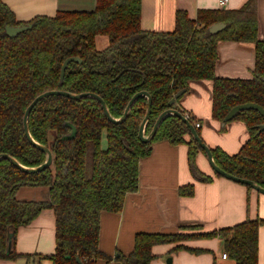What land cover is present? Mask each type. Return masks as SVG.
Returning a JSON list of instances; mask_svg holds the SVG:
<instances>
[{
  "label": "trees",
  "instance_id": "obj_1",
  "mask_svg": "<svg viewBox=\"0 0 264 264\" xmlns=\"http://www.w3.org/2000/svg\"><path fill=\"white\" fill-rule=\"evenodd\" d=\"M140 13L141 0H97L93 10H58L53 16L39 15L21 22L0 0V153H8L26 166L44 162L45 153L25 136L23 115L37 95L49 90L96 93L113 117H120L130 98L145 90L151 96L145 134L182 89L185 92L171 107L186 114L179 100L196 80L212 82V117L221 123L239 104L253 102L264 109V40L258 37L257 0H246L237 9L199 10L195 18L178 10L172 31L142 29ZM218 23L225 27L209 32V27ZM21 25L31 27L13 37L6 34L7 26ZM97 35L107 37L105 48L96 47ZM220 41L254 44L250 77L216 76ZM71 56L81 61L69 62L61 79L62 64ZM146 108L147 99L140 96L125 120L113 123L91 97L50 95L35 104L28 117L29 131L35 140L50 147L52 162L41 171L26 173L9 160H0V259L24 257L27 264L35 257L37 264L41 259L52 264H95L98 258L112 259L99 248L100 214L120 211L126 194L138 189L140 160L151 153L156 141L187 144L192 175L202 182L212 181L195 161L197 153L204 151L179 117L164 118L150 142L139 139ZM188 120L194 125L193 117ZM232 120L245 124L248 138L234 154L210 147L214 161L224 171L264 187V130L258 129L264 117L256 109L241 110L221 130ZM66 123L76 128L71 139H62L71 131ZM22 186H46L49 198L20 200L16 193ZM178 191L191 195L193 185L180 186ZM43 209L54 212V251L45 255L17 253L18 229ZM262 224L264 218H247L209 232H199L196 226L190 230L196 232H137L133 249L114 258L121 264H151L154 245L178 243L174 249L199 251L179 242L219 237L223 251L236 264H257Z\"/></svg>",
  "mask_w": 264,
  "mask_h": 264
},
{
  "label": "crops",
  "instance_id": "obj_2",
  "mask_svg": "<svg viewBox=\"0 0 264 264\" xmlns=\"http://www.w3.org/2000/svg\"><path fill=\"white\" fill-rule=\"evenodd\" d=\"M18 21L28 22L35 16H53L58 10H93L97 0H2ZM246 0H228L223 8L237 9ZM203 9H221L219 0H141L140 26L144 30L172 31L175 14L184 10L190 18ZM258 37L264 40V0H257ZM103 41L97 35L95 38ZM108 45V44H107ZM106 45V46H107ZM105 46V47H106ZM254 66V44L220 41L215 74L222 77L248 78ZM179 105L194 118L202 140L211 148L219 147L228 154L236 153L248 138V130L240 120L225 125L212 117V82L192 81L190 89L180 98ZM189 139V135L186 136ZM188 146L156 141L151 153L139 163L138 189L127 193L118 212L100 214L99 248L110 260L98 258L95 264H121L115 256L128 254L137 232H209L232 226L247 218H264V194L249 189L223 176H216L204 153L199 151L195 161L201 172L212 177L202 182L190 172ZM193 185L191 195H180L179 187ZM16 197L20 200L46 201V186H22ZM192 231L191 228H194ZM199 251L180 248L178 243H162L152 247L155 255L151 264H236L223 258L219 237L190 238L179 242ZM14 248L19 254H50L55 249V217L52 209H43L28 225L18 229ZM24 259L22 257L19 260ZM37 257L29 264H37ZM40 264H52L49 259ZM0 264H14L0 259ZM27 264V260H23ZM264 264V224L258 229V263Z\"/></svg>",
  "mask_w": 264,
  "mask_h": 264
},
{
  "label": "water",
  "instance_id": "obj_3",
  "mask_svg": "<svg viewBox=\"0 0 264 264\" xmlns=\"http://www.w3.org/2000/svg\"><path fill=\"white\" fill-rule=\"evenodd\" d=\"M31 27V25H21V26H7L5 28V32L7 35L13 37L15 35H17L18 33L29 29ZM225 27L224 23H218V24H213L209 27V32L211 33H217L218 31L222 30ZM71 61H78L80 62L81 59L75 56H71L68 57L64 60L62 67H61V72H60V78L62 79L64 76V72L65 69L68 65L69 62ZM185 92V89L179 90L178 92H176L173 96V98H171L168 102L169 104V108L164 110L163 112H161L158 116V118L156 119L151 131L148 134H145V128L148 122V118L150 115V111H151V96L150 94L145 91V90H141L137 93H135L130 100L128 101L126 107L124 108L123 114L120 117H113L110 112L109 109L106 105V103L104 102V100L102 99L101 96H99L96 93L93 92H82V93H71L68 91H63V90H49L46 92H43L39 95H37L26 107L25 111H24V115H23V129H24V133L26 138L28 139V141L35 146L36 148L42 150L45 153V160L43 163H41L40 165L37 166H26L23 165L22 163H20L14 156L8 154V153H0V160L1 159H7L9 160L15 167H17L19 170L26 172V173H33V172H38L43 170L44 168L48 167L51 162H52V153H51V149L48 146H45L43 144H41L40 142H38L37 140H35L33 138V136L31 135L30 131H29V127H28V117L29 114L32 110V108L35 106V104L40 101L41 99H44L45 97H48L50 95H64L73 99H80V98H86V97H91L96 99L102 109L104 114L106 115L107 119L113 123H120L122 121L125 120V118L127 117L132 105L134 104V102L140 97V96H144L147 99V108H146V112H145V116L142 119L140 125H139V129H138V137L141 141L143 142H150L157 129L159 128L161 122L164 120V118H166L167 116H176L179 117L189 128V132L190 135L192 136V138L197 142V144L199 145V147L204 151V154L208 160L209 165L211 166L212 170L219 174L220 176H223L227 179H230L232 181H235L237 183H242L246 186L251 187L252 189L256 190L257 192L263 193L264 194V187H262L261 185H259L258 183L254 182L253 180L250 179H246V178H240L237 176H234L226 171H224L222 168H220L216 162L214 161L212 152L210 147L202 140V138L198 135L197 130L195 128V126L193 124H191L188 120V118L185 115H182L178 110H176L175 108H172L171 106L173 105V103L175 102V99L178 98L180 95H182ZM245 109H256L260 112V114L264 117V109L253 102H247V103H243V104H239L236 105L234 107H232L230 109V111L226 114V116L223 119L222 122V126L225 124V122L233 119L236 115L237 112L241 111V110H245ZM67 126H69L71 128V131L65 135L62 136V139H71L75 136L76 134V128L70 124V123H66ZM258 129L259 131L264 130V123L258 125ZM77 261L79 262V258H76ZM167 263L170 264L171 263V258H167Z\"/></svg>",
  "mask_w": 264,
  "mask_h": 264
},
{
  "label": "rangeland",
  "instance_id": "obj_4",
  "mask_svg": "<svg viewBox=\"0 0 264 264\" xmlns=\"http://www.w3.org/2000/svg\"><path fill=\"white\" fill-rule=\"evenodd\" d=\"M99 36H101L103 39V41H101L100 39H96V41H95V43H96V47L98 48V49H103V48H105V46L108 44V39H107V37L105 36V35H99ZM104 145H105V143H103ZM208 161V160H207ZM211 167V166H210ZM212 169V168H211ZM241 185H243V186H246V185H244V184H242V183H240ZM22 258H24V257H22ZM24 259H26V258H24ZM24 259H21V260H19V258H17V259H14V260H12V262L14 263V264H23V260ZM9 260V259H8Z\"/></svg>",
  "mask_w": 264,
  "mask_h": 264
},
{
  "label": "built area",
  "instance_id": "obj_5",
  "mask_svg": "<svg viewBox=\"0 0 264 264\" xmlns=\"http://www.w3.org/2000/svg\"><path fill=\"white\" fill-rule=\"evenodd\" d=\"M227 2H228V0H219L220 7L221 8L225 7V5L227 4ZM199 126H200V123H198V122L195 123V127H199ZM222 257L223 258H227L228 257L227 253L223 252L222 253Z\"/></svg>",
  "mask_w": 264,
  "mask_h": 264
},
{
  "label": "flooded vegetation",
  "instance_id": "obj_6",
  "mask_svg": "<svg viewBox=\"0 0 264 264\" xmlns=\"http://www.w3.org/2000/svg\"><path fill=\"white\" fill-rule=\"evenodd\" d=\"M185 116L188 118L189 117V115L188 114H185ZM194 126H195V124H194ZM195 128H198V127H195Z\"/></svg>",
  "mask_w": 264,
  "mask_h": 264
}]
</instances>
